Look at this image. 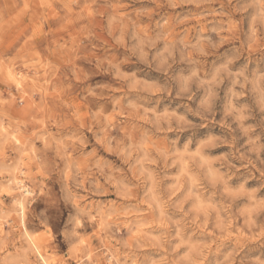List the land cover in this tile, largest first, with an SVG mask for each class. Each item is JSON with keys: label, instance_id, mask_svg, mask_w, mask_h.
Listing matches in <instances>:
<instances>
[{"label": "rangeland", "instance_id": "374dc122", "mask_svg": "<svg viewBox=\"0 0 264 264\" xmlns=\"http://www.w3.org/2000/svg\"><path fill=\"white\" fill-rule=\"evenodd\" d=\"M0 264H264V0H0Z\"/></svg>", "mask_w": 264, "mask_h": 264}, {"label": "bare ground", "instance_id": "6f19581e", "mask_svg": "<svg viewBox=\"0 0 264 264\" xmlns=\"http://www.w3.org/2000/svg\"><path fill=\"white\" fill-rule=\"evenodd\" d=\"M23 208V207H22ZM43 260H44V258H43Z\"/></svg>", "mask_w": 264, "mask_h": 264}]
</instances>
